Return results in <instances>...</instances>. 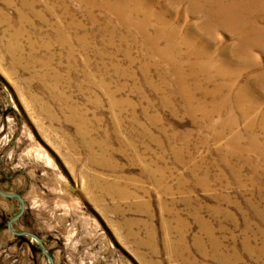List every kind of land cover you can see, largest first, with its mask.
I'll use <instances>...</instances> for the list:
<instances>
[{
	"label": "rangeland",
	"instance_id": "374dc122",
	"mask_svg": "<svg viewBox=\"0 0 264 264\" xmlns=\"http://www.w3.org/2000/svg\"><path fill=\"white\" fill-rule=\"evenodd\" d=\"M93 3L0 0V188L26 202L13 228L56 264H264V153L247 129L257 119L263 141L264 44L242 66L236 37L188 1L136 0L147 36ZM19 211L0 196V264H49L8 231Z\"/></svg>",
	"mask_w": 264,
	"mask_h": 264
},
{
	"label": "bare ground",
	"instance_id": "6f19581e",
	"mask_svg": "<svg viewBox=\"0 0 264 264\" xmlns=\"http://www.w3.org/2000/svg\"><path fill=\"white\" fill-rule=\"evenodd\" d=\"M78 1L83 3H87V1L90 2V0H78ZM115 1L117 5L116 3L114 4V0L113 1L100 0V2L102 3H100L99 5L97 3H93V4L95 6L102 5L101 8L104 7V9H106L107 12L115 13L119 17L122 25L129 28L134 27L139 32H141L142 35L147 36V28L149 25V20H151L152 17H155L150 12L151 9L149 8V6L146 8L143 6V8L140 9L139 6H137V3L135 4L136 0H115ZM128 1H130V4L128 3ZM171 1L175 3L181 1H188L192 7L191 8L192 10L196 11L198 9L199 11L198 13H201V15H203L206 19H208V23H210L211 25V30L221 29L232 33L236 37L238 44L244 48L243 51H239V53L237 52V56L241 61L242 59L247 58L248 52L245 51H249L253 47L258 46L261 43L264 44V25H263L264 0H171ZM134 15H136L137 17L142 16L143 18L142 22H135L134 20H132L133 17H135ZM160 20H164V19H160ZM155 33L156 35L154 38L152 39H148L149 37L147 38V40L152 41L153 44L156 43L157 41L160 42L162 40L165 42L166 41L175 42L179 34L176 31L172 32L171 34L168 33L166 34L163 33L162 31H156ZM251 38L253 40H250ZM187 42H189L188 39L185 40V43L187 47L191 48V45H188ZM152 50L157 52L163 58H168L170 60L169 62L174 66L176 64L174 63L176 56H180V54L179 53L177 54L174 49L171 50L168 49L163 52L155 48H152ZM190 54L194 55L195 58L196 57L198 58L199 56H200L199 58H201L202 56L199 52L197 53V51L195 52V54L191 52ZM211 61L212 62L214 61V57L212 55H211ZM244 62L245 61L243 60L242 62H240V64L243 66ZM219 74L222 76H228V74L222 70L218 72L217 75ZM250 111L251 110H247V111L244 110L240 112V114L241 116H246L248 118L250 115L249 114ZM256 122L257 119H253L251 123L249 122V127L247 129L250 132V149H255L256 153L260 155L264 153V139L262 142H260L259 135L251 134L254 129L253 127L256 125ZM237 123L238 121L232 118L231 120L229 119L227 122L221 123L220 127H230V124L236 125ZM238 138H239L238 136L234 137V139H238Z\"/></svg>",
	"mask_w": 264,
	"mask_h": 264
},
{
	"label": "water",
	"instance_id": "95a60500",
	"mask_svg": "<svg viewBox=\"0 0 264 264\" xmlns=\"http://www.w3.org/2000/svg\"><path fill=\"white\" fill-rule=\"evenodd\" d=\"M0 196L7 198V199H11V200H16L20 203V211L14 217H12L7 223L8 231L11 232L12 234L18 236V237H28V238H31L32 240L36 241L38 246H39L40 252L45 256V258L48 260L49 264H56L54 257L49 253L44 241L42 240V238L39 235H37L34 232H30V231H17L13 228L14 225L18 221H20L25 215L26 202H25L24 198L19 194L7 193V192L3 191L1 188H0Z\"/></svg>",
	"mask_w": 264,
	"mask_h": 264
},
{
	"label": "crops",
	"instance_id": "0c3cea01",
	"mask_svg": "<svg viewBox=\"0 0 264 264\" xmlns=\"http://www.w3.org/2000/svg\"><path fill=\"white\" fill-rule=\"evenodd\" d=\"M1 237L4 238V236H2V235H1ZM4 240H5V238H4Z\"/></svg>",
	"mask_w": 264,
	"mask_h": 264
},
{
	"label": "flooded vegetation",
	"instance_id": "af4514ba",
	"mask_svg": "<svg viewBox=\"0 0 264 264\" xmlns=\"http://www.w3.org/2000/svg\"><path fill=\"white\" fill-rule=\"evenodd\" d=\"M1 232V231H0Z\"/></svg>",
	"mask_w": 264,
	"mask_h": 264
}]
</instances>
